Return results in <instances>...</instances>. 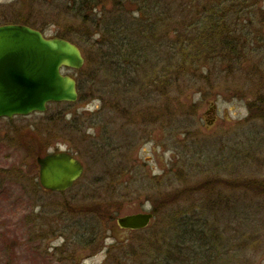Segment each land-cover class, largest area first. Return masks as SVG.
<instances>
[{
  "label": "rangeland",
  "instance_id": "1",
  "mask_svg": "<svg viewBox=\"0 0 264 264\" xmlns=\"http://www.w3.org/2000/svg\"><path fill=\"white\" fill-rule=\"evenodd\" d=\"M226 1L221 14L229 12L232 3ZM153 2L160 7L159 18H151L158 22L150 33L156 36L149 40L150 59L160 62V83L149 105L134 113L133 94L115 88V80L93 64L98 47L90 51L101 36L89 21H99L100 11L114 8L113 2H99L97 10L77 18L73 0H0V26L27 17L46 37L80 44L86 65L81 73L64 74L88 82L85 99L69 109L0 119V264L163 262L181 243V227H204L212 235L216 264H264V118L250 112L251 104L259 115L264 109V17L227 18L248 48L246 60L234 65L219 57L218 47L202 48V33L195 30L215 0ZM164 6L169 22L160 20ZM137 8L129 6L132 14ZM260 8L264 16V0ZM168 66L178 83L161 91ZM63 113L73 129L64 136L47 132L46 120ZM27 142L44 144L48 153L75 155L85 166L83 178L65 194L46 192ZM203 183H210L209 192L200 189ZM191 187L193 193L185 192ZM177 192L175 204L161 206ZM153 211L151 227L121 234L117 219ZM94 233L101 241L86 247L83 241ZM188 246L184 252L192 251ZM87 257L92 258L86 263Z\"/></svg>",
  "mask_w": 264,
  "mask_h": 264
},
{
  "label": "trees",
  "instance_id": "2",
  "mask_svg": "<svg viewBox=\"0 0 264 264\" xmlns=\"http://www.w3.org/2000/svg\"><path fill=\"white\" fill-rule=\"evenodd\" d=\"M153 1L156 3L158 2V0ZM218 1L219 0H215L216 3H218ZM225 1L226 0H222L214 7H205L207 10L205 14L206 16H204V18L203 16H200V21L197 23V28L195 30L202 33V48L207 49L208 44L215 47H211L210 50L207 49L206 51L218 50L220 52L219 57L224 60H228L234 65L237 62H241L240 64H242L244 60H246L245 55L247 53L245 52L248 50L246 42L242 43V39L236 36L237 32L235 30H231L229 28L226 20L227 18H230L231 15V18L235 15V20L237 22H240L241 19L248 20V17L252 16L255 19H259L260 22V20L264 17L260 8L262 0H228L226 2L230 1L232 3L228 6L229 12L225 9L226 12L221 14V9L226 7L224 5ZM99 2L103 5L107 2H113L115 6L112 9L104 7V9L100 11L102 13V17L99 21H89L90 24L100 30L101 36V40L95 42L93 48L90 50L91 52H95V48L98 47L96 52L97 61L95 59L93 64L98 66L99 72H105V76L115 80V88L116 86H120L122 87V90L125 89L126 94H133L136 105L134 106V110H132L134 113H139V110L136 107L139 108V106L142 105H149L151 99L155 94H157L156 83H160L158 78L159 72H157L158 68L161 67L159 66L160 62L156 56H152V59H150V55H154V49L149 43V40L154 41L156 37L154 34H151L152 36H150V33L156 30L158 21L155 22L156 19H152L155 17L159 18L157 15V8H159L160 5L154 4V2L152 4L151 1L149 2L147 0H73L75 10L71 9L72 15L80 18L82 16V11H89V13H92L97 10ZM221 5L223 6L221 7ZM129 6L130 8L138 6L136 11L133 13L136 18H132L133 14L131 10H129ZM161 10V17L164 15L165 17L162 19L160 18V20L162 22H166L169 18H171V15L164 13V11H166L165 6L164 9L161 7ZM237 12H239V14ZM252 17L249 18L251 25L253 24L251 19ZM18 23L24 26H31L27 22V17H22L21 21L19 20ZM231 23L238 25L236 22ZM31 27L35 28L34 26ZM60 38L71 41L70 38L63 36ZM82 39L83 38L80 40ZM81 43L87 44L85 40H82ZM78 46L82 48L80 44ZM223 52H227V55H222ZM168 68L169 71H167V75H165L164 71L162 82L164 81L165 86L162 84L163 87L161 91H164L165 89L170 90L175 83H178L177 79L175 80L171 77L173 72H171V67L168 66ZM77 73H81V71H78ZM116 81L120 82L119 85ZM77 83L79 100H84L88 82L86 78L83 77L78 78ZM71 106L73 105L68 103L52 104L48 107V110L52 108L69 109ZM168 108L169 105H167L166 112L170 114L171 110ZM151 109L152 108H148V111L150 112ZM263 110L264 109H260L261 115H259L256 111L255 105H250V112L253 116L252 118H264ZM66 115L67 114L63 113L61 116L57 115V117L55 116L46 120L45 130L50 134L53 132L59 136L66 135L67 131L73 129V125L70 122H66ZM128 139L130 140L131 145L135 144L134 137H129ZM25 144L30 154L34 157V160L38 157H43L48 153L44 144L40 142H31L30 144L27 142ZM32 146H35V149ZM209 187L210 183H203L200 189L204 190L203 192H209ZM195 190L196 188L191 187L186 188L185 192L189 191L193 193ZM179 196H181L180 192L169 195L167 198L162 200L161 206L167 207V205L175 204ZM153 214L155 215L156 212L153 211ZM177 227H179V225H177ZM180 231H182V237L180 235L182 240L179 246L175 247L173 253L168 254L169 256L163 259V262L162 260L159 261L157 258L153 260L152 264H216L215 261L217 258L214 256V251L212 250V235L208 236L204 231V227L199 228L198 230L195 227H192V229H189L188 227H185L184 229L181 227ZM187 245H189L188 247L192 249L189 253L184 252L187 249ZM204 251L208 252L207 257L204 255Z\"/></svg>",
  "mask_w": 264,
  "mask_h": 264
},
{
  "label": "water",
  "instance_id": "3",
  "mask_svg": "<svg viewBox=\"0 0 264 264\" xmlns=\"http://www.w3.org/2000/svg\"><path fill=\"white\" fill-rule=\"evenodd\" d=\"M80 48L61 38H47L29 26H0V119L44 114L50 104L76 103L77 81L64 70L80 71L85 66ZM39 180L47 192L64 193L73 188L85 172L73 155L60 152L36 159ZM152 213H140L117 220L129 231L149 228Z\"/></svg>",
  "mask_w": 264,
  "mask_h": 264
},
{
  "label": "flooded vegetation",
  "instance_id": "4",
  "mask_svg": "<svg viewBox=\"0 0 264 264\" xmlns=\"http://www.w3.org/2000/svg\"><path fill=\"white\" fill-rule=\"evenodd\" d=\"M211 109H212V110H215V109H216V106L213 105ZM207 122H208V121H207ZM213 122H215V119L212 120L211 123L208 122V124H213ZM109 219L112 220V219H114V217L109 216ZM114 221H115V219H114ZM118 226H119V225H118ZM118 228L121 230V234H123L124 237H130V235H131L132 233H134L133 231H129V230L124 229V228H122V227H120V226H119ZM114 229H115V227H113L112 231H114ZM99 234H100V233H94V234H93L88 240L83 241V244H85L86 247H88V246L92 247V246H95V245L99 244V242L101 241V240H100L101 235H99ZM102 242H104V240H103ZM109 255H110V254H109ZM91 258H92V257H87V258H86L85 260H83V261L87 263ZM135 259H137V258H136V257H129L128 260L134 261ZM107 261H108V260H107ZM107 261H105L103 264H106ZM130 263H133V262H130Z\"/></svg>",
  "mask_w": 264,
  "mask_h": 264
},
{
  "label": "bare ground",
  "instance_id": "5",
  "mask_svg": "<svg viewBox=\"0 0 264 264\" xmlns=\"http://www.w3.org/2000/svg\"><path fill=\"white\" fill-rule=\"evenodd\" d=\"M29 27H31V26H29ZM31 28H33V27H31ZM33 29H36V27H35V28H33Z\"/></svg>",
  "mask_w": 264,
  "mask_h": 264
}]
</instances>
